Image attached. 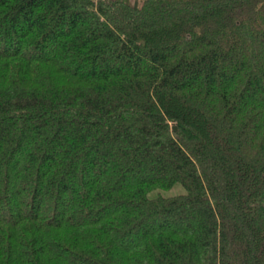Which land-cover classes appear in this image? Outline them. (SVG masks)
Returning a JSON list of instances; mask_svg holds the SVG:
<instances>
[{"label": "trees", "instance_id": "1", "mask_svg": "<svg viewBox=\"0 0 264 264\" xmlns=\"http://www.w3.org/2000/svg\"><path fill=\"white\" fill-rule=\"evenodd\" d=\"M0 264H264V0H0Z\"/></svg>", "mask_w": 264, "mask_h": 264}, {"label": "rangeland", "instance_id": "2", "mask_svg": "<svg viewBox=\"0 0 264 264\" xmlns=\"http://www.w3.org/2000/svg\"><path fill=\"white\" fill-rule=\"evenodd\" d=\"M131 1H133V0H131ZM172 192H173V193H175V192H176V189L172 190V191H171V192H169V193H172Z\"/></svg>", "mask_w": 264, "mask_h": 264}, {"label": "water", "instance_id": "3", "mask_svg": "<svg viewBox=\"0 0 264 264\" xmlns=\"http://www.w3.org/2000/svg\"><path fill=\"white\" fill-rule=\"evenodd\" d=\"M174 130H175V128H174Z\"/></svg>", "mask_w": 264, "mask_h": 264}]
</instances>
